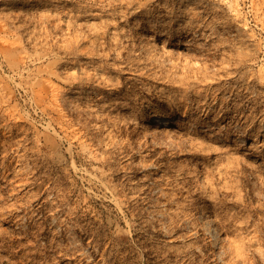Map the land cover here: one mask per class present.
Instances as JSON below:
<instances>
[{
  "label": "rangeland",
  "instance_id": "1",
  "mask_svg": "<svg viewBox=\"0 0 264 264\" xmlns=\"http://www.w3.org/2000/svg\"><path fill=\"white\" fill-rule=\"evenodd\" d=\"M0 264H264V0H0Z\"/></svg>",
  "mask_w": 264,
  "mask_h": 264
},
{
  "label": "bare ground",
  "instance_id": "2",
  "mask_svg": "<svg viewBox=\"0 0 264 264\" xmlns=\"http://www.w3.org/2000/svg\"><path fill=\"white\" fill-rule=\"evenodd\" d=\"M150 123H154V124L156 123L155 124L156 127L160 128L163 125L167 126L171 124V120L170 118L162 114L161 115L156 114L151 117ZM203 227H204L205 232L209 234L211 237H213L215 241V245H220L222 241V234L220 230H218V228L213 224V222L208 218H203Z\"/></svg>",
  "mask_w": 264,
  "mask_h": 264
}]
</instances>
